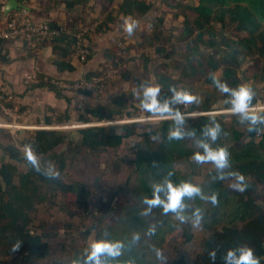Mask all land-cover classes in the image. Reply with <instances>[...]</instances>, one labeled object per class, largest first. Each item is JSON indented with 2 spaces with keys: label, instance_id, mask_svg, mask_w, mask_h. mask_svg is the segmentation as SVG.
<instances>
[{
  "label": "trees",
  "instance_id": "obj_1",
  "mask_svg": "<svg viewBox=\"0 0 264 264\" xmlns=\"http://www.w3.org/2000/svg\"><path fill=\"white\" fill-rule=\"evenodd\" d=\"M19 1L28 4L32 0ZM60 1L67 10L88 2ZM95 1L105 11L104 19L96 29L98 33L108 31L118 15L133 21L145 16L152 8L151 0H117L115 10L110 7L116 0ZM47 2L51 7H54L51 3L56 5V0ZM2 7L0 3V9ZM186 10H189V14L182 15L183 22L177 37L184 48V61L175 60L174 69H178L180 76L187 78L190 83H205L215 90L217 88L209 79V73L222 72L219 79L231 88L244 85L245 80L251 81L249 87L255 92L250 105L253 107L260 100L256 95V85L264 83V0H196L195 4L186 5ZM7 21V18L6 21L0 20V30L7 28ZM217 23L222 27H232L231 34H220L216 30ZM51 25L64 29V34L46 41L53 46V64L59 73L72 74L76 71L72 60L79 52L77 44L82 47L85 44V38L77 37L81 28L75 30L67 23L62 25L52 22ZM154 35L161 36L160 33ZM203 49L207 52H201ZM155 51L165 53L166 57L176 53L175 50L168 52L163 47H156ZM246 63L249 64L242 72V78L239 72ZM95 76V73H91L85 79L92 81ZM155 76L161 88L160 101L164 103L169 89L177 87L178 82L165 73H156ZM123 77L129 79L130 73L123 74ZM40 81L38 85L45 86L61 97L60 89L42 79ZM222 98L228 101L226 95L223 94ZM141 99L142 96L139 98L140 103ZM211 99L212 96L207 94L203 104L193 103L190 113L210 111L213 105ZM173 107L182 111L180 105ZM114 115L123 116L121 110L92 111V116L97 117L98 121L110 120ZM125 115L130 117L131 114ZM146 115L153 114L146 112ZM213 119L220 123L222 132L212 147H225L230 153L232 167L228 171H239L246 178L247 188L243 193L229 188L233 182L231 179L214 182L215 167L207 172L201 182L194 181L195 169L199 165L192 161L191 156L196 151H202L196 147L197 141L205 139L201 129ZM79 121L91 123L83 115ZM172 123L173 119H164L153 126L133 122L86 128L78 132V141L70 140L71 135L68 133L37 131L23 139L20 146L12 143L10 136L5 134L6 140L0 142L2 153L11 162L24 166V170L10 163L0 165V264H38L48 254L51 242L59 234L55 224L45 221L37 223L36 212L41 205L55 202L54 205L70 218H86L90 215L93 187L81 181L68 182L67 169L75 161H72L68 150L74 148L77 155L87 157L104 154L107 150L119 149L124 139L138 136V129L144 128H150V131L142 133V140L131 149L133 158L122 160L133 177L131 193L122 195L116 207L111 206L109 201L100 204L97 213L90 216V227L84 233L86 239L92 233L93 240L123 243L122 255L110 260L109 264H212L208 257V251L212 249L217 250L215 264H223L222 256L226 250L240 245L251 246L264 264V132H249L247 125L241 124L236 115H231L229 122L224 121L222 116H198L186 121L184 131L188 135L185 139L169 141L167 134ZM46 124L52 126L51 122ZM193 130L195 136L191 135ZM28 145L38 155L42 168L54 166L59 171V179H48L27 163L21 148ZM64 148H67L65 152ZM180 167H184V170ZM170 172L174 173L171 178L174 184L191 181L205 193L219 194L216 207L199 198L186 200L190 205L189 212L196 207L204 211V222L200 229L207 232L199 242L191 263L184 258L157 260L154 251L159 249L163 252L170 244L191 242L194 228L190 223L181 224L172 214L162 215L160 208H154L150 215H141L147 207L141 202L142 198L152 197L151 183H161ZM59 197L63 198L60 204L56 201ZM151 225L156 227L153 236L146 234ZM135 235L139 236V240L134 239ZM17 242H21V246L14 252L12 249ZM83 253L82 246L78 257L81 261Z\"/></svg>",
  "mask_w": 264,
  "mask_h": 264
},
{
  "label": "rangeland",
  "instance_id": "obj_2",
  "mask_svg": "<svg viewBox=\"0 0 264 264\" xmlns=\"http://www.w3.org/2000/svg\"><path fill=\"white\" fill-rule=\"evenodd\" d=\"M151 3L152 8L145 16L138 17L130 22L135 24L134 34L131 37L127 36L124 28L120 27L119 30H117L115 28V23L111 25L108 31L101 33L96 32L98 25L101 24V21L104 19L105 11L103 12V10H101L100 4L95 0H88L85 5L77 6V8L72 11L70 17L64 18L66 21H72L68 23V25L73 26L75 30L81 28L77 35L85 38L83 42L85 44L83 47L89 51V58L86 63L82 64L87 66L91 57L93 58L95 55L99 56L97 57L95 67L91 69V72L89 71L86 74L95 73V78L99 79V83L89 92L81 91L79 93H63L61 91L62 97L64 95H71L74 97V99H72L73 112L69 114L72 115V119L69 118V116H66L68 113L65 114L64 112L60 119L56 120L58 123L49 127L54 129L48 131L68 133L71 135L70 140L78 141V132L85 129L83 126L87 124L79 121V118L83 113L81 110H78L77 107H81L83 111L91 116L92 111L98 109L105 112L108 110L114 112L121 110L123 114L121 118L114 115L110 120H96L95 124L103 122L107 123L100 126L119 125L133 122L153 126L161 120H164V118L173 119V117L169 115H146V111L139 107V98L143 94L141 85H158L155 76L156 73H165L170 75L172 79L177 80L178 84L176 88L178 90L183 89L188 91L198 97L199 105L203 104L206 100L207 94L212 96L211 101L213 100V105L208 112L196 111L190 113L189 109L193 103L180 105L186 116L190 118L198 116H222L224 121H231V115L234 114L231 112V105L228 101L222 98L223 94L218 90H215L211 85L205 83H190L187 78H182L180 76L178 69H174L175 60L181 59L184 61V48L182 47V43L177 39L183 22L182 15L189 14V10H186V5H193L196 3V0H151ZM47 4L50 3L47 2ZM51 4L54 6L53 3ZM117 6L118 2L116 0L110 9L112 8L115 10ZM59 13L61 16L64 14L63 9L60 7L57 9L56 15ZM112 14H115V12ZM231 29L232 27H222L220 23L216 24V30L225 36L231 34ZM155 33H160L161 36L155 37ZM156 47H163L168 52L175 50L176 53L172 57H166L165 53H156ZM203 51L204 49L201 52ZM206 52L207 51H204V53ZM77 54L79 56V52ZM118 58H120L119 61ZM248 64L249 63H246L239 72L240 77H242V72L248 67ZM129 73L130 78L125 79L123 74ZM86 75L75 81H56L72 83L82 79L86 80ZM216 75L220 78L222 72H219ZM243 84L249 87L251 81L245 80ZM2 87L11 92L14 101V94L8 86L3 85ZM262 88H264V83L256 85V89L258 90V94L256 95L260 100H258L253 107L249 108L251 112H264V90ZM167 94L166 98L171 97L172 95L170 91ZM13 101L8 104L7 107H9L12 114L15 116L11 117L4 115L0 110V124L12 125L11 123H15L18 126L30 129L18 130L16 128L0 127V131L2 132L0 133V142L1 140H6L7 136L5 134H8L12 143L20 146L23 139H27L30 135L37 132L34 128L48 126L25 123V112L16 107ZM228 104L229 107H226ZM10 105H12V107H10ZM74 105H76V107ZM125 114L131 115L130 117H127ZM89 124H93V122L91 121ZM74 127L78 128L76 129ZM149 131L150 128L138 129V136L124 139L123 144L119 149H110L104 154L99 153L92 157L77 155V151L74 148L68 150L67 153L70 154L72 161L73 159H75V161L69 164L66 178L68 182L81 181L90 184L93 187L91 212L86 218L79 216H73L70 218L64 214L58 206L54 205L55 202H47L38 207L36 212L37 223L45 221L48 224H55L59 234L58 238L51 242L48 254L44 259L40 260L38 264H73V261L78 259L82 246L85 251L89 243L93 241L92 233H90L91 236L87 239L84 235L91 224L90 216L97 213V209L101 203L109 201L111 206L116 207L122 195H129L131 193L130 188L133 177L130 169L122 162V160L133 158L131 149L142 140L141 134ZM21 149L23 151L25 148L22 147ZM63 150L65 152L67 148H64ZM7 161L8 160L3 158L0 148V165ZM12 164L17 165L24 170V166L16 164L15 162H12ZM180 168L181 170H184V167ZM213 168L214 165L211 163L199 165L198 168L195 169L196 176L194 177V181L201 182L207 172ZM56 201L60 204L63 201V198L59 197ZM206 235L207 232L203 229H193L192 241L184 243L178 242L173 245H168L163 251L166 258L164 260L171 261L184 258L191 263L198 251L199 242Z\"/></svg>",
  "mask_w": 264,
  "mask_h": 264
},
{
  "label": "clouds",
  "instance_id": "obj_3",
  "mask_svg": "<svg viewBox=\"0 0 264 264\" xmlns=\"http://www.w3.org/2000/svg\"><path fill=\"white\" fill-rule=\"evenodd\" d=\"M135 24L128 20L124 22V31L127 36L134 34ZM209 79L215 85L217 90L228 97V103L231 105V112L236 115L241 124H246L249 132H264V113L251 112L250 105L255 97V92L251 87L240 85L237 88H231L226 82H222L215 73H209ZM142 99L139 107L153 115H169L173 117V123L167 134L169 141H179L186 138L188 133L184 131V125L190 118L186 116L179 108L174 105H187L199 103L198 97L183 89L178 90L171 87L169 91L171 97L165 99L164 103L160 101L161 88L159 85L142 84ZM222 132L219 122L213 119L209 124L204 125L201 134L205 139L197 141L196 147L202 151H196L191 159L197 165L211 163L216 169L215 181H223L231 179L233 182L229 184V188L233 191L243 193L247 188L246 178L239 171L231 169L230 153L225 147L213 148ZM191 135L195 136V130ZM23 155L27 163L37 172L43 174L46 178L55 180L60 178V173L54 166L41 167L40 159L33 150L32 146H25ZM155 165V163H154ZM174 173H169L161 183H151L152 197H143L141 202L147 207L141 215L147 216L152 213L154 208L162 209V215L172 214L175 220L181 224L190 223L194 229L201 228L204 222V211L199 208L188 209L190 205L186 200H195L199 198L205 203H210L213 207L218 206V193H205L204 190L191 181H181L178 184L172 182ZM163 194V195H162ZM147 235L156 234V227L151 225L147 230ZM134 239L139 240V236L135 235ZM21 246V242H17L13 246V251H17ZM124 245L120 241H111L106 239L93 240L83 253V260L79 258L73 261V264H109L110 260H115L122 255ZM157 260L166 259L163 252L154 249ZM208 257L215 264L217 259V250L208 251ZM223 264H262L261 257L255 250L248 245H240L235 248H229L222 256Z\"/></svg>",
  "mask_w": 264,
  "mask_h": 264
},
{
  "label": "crops",
  "instance_id": "obj_4",
  "mask_svg": "<svg viewBox=\"0 0 264 264\" xmlns=\"http://www.w3.org/2000/svg\"><path fill=\"white\" fill-rule=\"evenodd\" d=\"M9 0H0L3 7ZM28 7L26 11L27 16L33 22H54L56 24H68L71 20H64L70 17L74 9L67 10L61 4L60 0H56V5L51 7L47 4V0H32L25 4ZM63 9L64 14L56 15L58 8ZM125 19L122 15H118L115 19L116 29L124 28ZM131 22V20H128ZM49 38L34 39L31 41L11 40L4 44V54L0 53L4 59L0 57V87L7 85L14 94V105L25 112L24 122L31 125H46L51 122L56 125L57 119L66 113V116L72 119L73 100L71 95L58 96L56 93L50 91L45 86L38 85L40 79L44 80H69L75 81L84 77L91 69L95 67L98 55L91 57L89 64L86 66L79 61V56L76 54L72 60V66L76 69L75 73L61 74L53 64L54 54L52 45L46 43ZM35 75L37 80L32 83H25L24 75ZM72 103V104H71ZM72 105V106H71ZM76 107V105H74ZM72 107V108H71ZM71 108V109H70ZM1 121V120H0ZM73 124V123H72ZM78 128V127H74ZM22 151V149H21ZM23 152V151H22ZM8 160L3 164H12Z\"/></svg>",
  "mask_w": 264,
  "mask_h": 264
},
{
  "label": "built area",
  "instance_id": "obj_5",
  "mask_svg": "<svg viewBox=\"0 0 264 264\" xmlns=\"http://www.w3.org/2000/svg\"><path fill=\"white\" fill-rule=\"evenodd\" d=\"M7 18V28L5 30H0V42L3 43L0 45V53L4 54V44L10 40H24V41H31L34 39H44V38H52L58 37L64 34V29L58 26H52L50 22L43 21V22H33L26 14V11H16L11 13L10 15L6 16L4 12V7L0 9V20L6 21ZM80 35H77L78 38ZM77 48H79V58L81 63H86L89 56V51L85 47H82L77 44ZM23 80L25 83H32L37 80L35 75H24ZM45 82H49V84L53 87L60 89L63 93H79L81 91H92L96 84L99 83L98 78H93L92 81L87 80H78L76 82L68 83L64 81H56L52 79H45ZM13 101V96L11 92L2 87L0 88V110L4 115L14 117L15 115L12 114V111L9 109L8 104ZM78 110H81L84 117L89 119L93 122V124H87L83 126L86 128H96L97 126L107 124V123H97L95 124L97 118H93L90 114L83 111L81 107H77ZM98 121V120H97ZM12 125H3L0 124V127H10L16 128L18 130L22 129H30L23 126H18L15 123H11ZM48 127H41V128H34L37 131H48L54 128Z\"/></svg>",
  "mask_w": 264,
  "mask_h": 264
},
{
  "label": "water",
  "instance_id": "obj_6",
  "mask_svg": "<svg viewBox=\"0 0 264 264\" xmlns=\"http://www.w3.org/2000/svg\"><path fill=\"white\" fill-rule=\"evenodd\" d=\"M23 10L27 11L28 7L19 0H9L7 4L4 6V12L6 16L10 15L13 12L23 11ZM164 119H170V118H164Z\"/></svg>",
  "mask_w": 264,
  "mask_h": 264
}]
</instances>
